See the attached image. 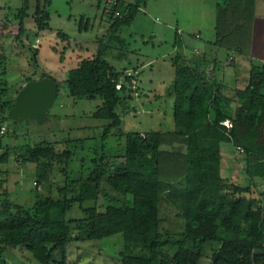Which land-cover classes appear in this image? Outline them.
Masks as SVG:
<instances>
[{
    "label": "trees",
    "instance_id": "obj_1",
    "mask_svg": "<svg viewBox=\"0 0 264 264\" xmlns=\"http://www.w3.org/2000/svg\"><path fill=\"white\" fill-rule=\"evenodd\" d=\"M143 1L117 0L107 16V33L115 34L121 25L129 24ZM48 4L49 0H35L28 14L22 0L11 19L21 27L28 15L36 35L47 27ZM229 4L236 5V1L224 0L223 8ZM222 10L218 7L217 13ZM19 35L16 32L14 37ZM36 51L34 47L33 62ZM212 61L216 70L217 63ZM171 64L173 132L166 142H178L183 148L185 168L178 179H173L175 164L167 178L160 170L158 132H126L120 161L104 163L92 158L85 175L65 178L64 186L57 189L58 197L35 195L30 207H10L6 200L0 201V264H5L3 252L15 246L29 251L38 264H51L54 254L64 264L65 244L70 240L99 239L115 233H120L123 241L118 264H197L200 245L207 241L215 244L210 264H264V191L252 188L253 178H264V75L251 65L246 84L235 93V106L227 109L231 101L223 95L212 68L188 63L178 53L172 56ZM125 70L116 72L98 44L91 57L79 59L62 79L69 96L100 99L91 116L109 121L104 135L119 122L116 109H127L136 91ZM13 98H0V126L11 118ZM224 120L230 126H224ZM221 143L242 148L246 185L223 181L219 172ZM15 149L18 158L35 164V185L44 179L53 161L66 162L71 155L69 149L57 152L47 142ZM2 155L4 159L5 151ZM103 186L109 193L103 192ZM162 194L177 211L178 229L161 227ZM97 199H104L100 209L95 205ZM83 201L92 204L81 206ZM73 203L82 215L65 220L63 214Z\"/></svg>",
    "mask_w": 264,
    "mask_h": 264
},
{
    "label": "rangeland",
    "instance_id": "obj_2",
    "mask_svg": "<svg viewBox=\"0 0 264 264\" xmlns=\"http://www.w3.org/2000/svg\"><path fill=\"white\" fill-rule=\"evenodd\" d=\"M25 1L27 13L30 14L35 0ZM223 1L144 0L129 24L121 25L115 31L116 37H113L107 33L109 20L102 12V4L98 0H49V4L45 6L47 27L36 35L28 15L23 17L21 27L11 19L12 14L22 5V0H0V35H3L0 38V90H4L0 98L14 97L16 90L26 81L36 80L41 76L58 84L55 99L46 110L45 120L36 122L7 118L1 123L5 133L0 135V201L6 200L10 207H30L35 195L58 197L60 193L57 189L64 186L65 178L85 175L92 166V158L101 159L104 163L120 161L123 136L132 131L159 133L160 170L163 169V177L167 178V174H171L172 164H175L179 171L174 169L177 174L173 179H178L185 168L183 148L178 142H166L173 132L170 94L173 79L172 56L178 53L190 63L197 60V56L201 52L205 53V50L209 55L212 53L210 58L217 63L215 73L222 70L227 83L223 95L228 99L233 96L232 88L241 89L246 84L249 67L256 65L254 60L244 56L235 57V65L227 66L222 63L226 54H233L230 49L236 44V40H240L239 47L244 45L245 38L238 36L237 32H247L245 19L249 15V6L229 4L226 9L223 8ZM216 3L223 9L219 15L220 21H217V31L227 33L217 37L213 43L215 38L212 24L218 9ZM228 14L232 17L230 32L227 31L228 28L224 30L222 24ZM1 32H19L20 35L15 38V33ZM207 41H212L213 44L207 46ZM98 44H101L104 58L114 70L120 72L126 69L125 73L131 78L135 65L151 61L150 66L141 69L139 77L134 80L136 83L132 78L131 84L136 86V91L128 102V108L116 109L119 122L111 126L105 135L104 128L109 121L91 116L92 111L100 104V99L71 97L62 82L66 71L76 65L77 59L91 57ZM34 47L37 51L33 62L31 56ZM146 77L151 79V84ZM230 108L232 107L227 109ZM235 141L242 144L240 137H236ZM40 142L50 143L57 152L67 148L71 155L66 162L53 161L47 175L35 185V164L22 161L14 153L17 147L33 146ZM173 148L179 152L176 153ZM219 153V172L223 181L246 185L247 178L242 171V152L235 154L230 144L221 143ZM252 188L264 191V178H253ZM103 192L109 193L106 186H103ZM161 201L159 217L162 229H178L180 218L177 211L168 203L164 194ZM91 204V201H83L81 206ZM95 205L98 209L102 208L104 199H97ZM81 215L78 204L73 203L65 210L63 218L68 220ZM122 245L120 233L99 239L70 240L65 244L64 264H118V252ZM214 248L215 244L210 241L201 244L197 264H210ZM2 258L5 264H38L22 246L7 248ZM53 259L51 264H61L57 255L54 254Z\"/></svg>",
    "mask_w": 264,
    "mask_h": 264
},
{
    "label": "crops",
    "instance_id": "obj_3",
    "mask_svg": "<svg viewBox=\"0 0 264 264\" xmlns=\"http://www.w3.org/2000/svg\"><path fill=\"white\" fill-rule=\"evenodd\" d=\"M237 4L239 6H242V5L245 7L249 6V8H247V12L249 13V15L245 19L247 22V32H243V33L237 32L238 36L242 35L245 38V42H244V45L239 47L240 40H237L236 44L233 45L232 49H230L233 51V54L232 55L226 54L224 61H222V63L227 64V66L235 65V59L234 58L237 56H240V57L244 56L246 59L254 60L256 62L255 67L257 68L258 71H261L262 75H264V0H238V2L236 1V5ZM239 8H241V7H239ZM216 14H217V16H216ZM216 14H214L215 20H214V23L212 24L213 36L215 38L213 43L216 42L217 37L225 36L226 35L225 33H227L226 31H223V29H222L223 32L217 31L218 26H219V25H217V21H220V20H218L219 19V13H216ZM231 18H232L231 15L228 14V17H225L222 20V22H223L222 24L224 25V30L226 28H228L227 29L228 32H230V29H229L230 24L229 23L232 20ZM3 33H5V32H3ZM12 33H16V32H10L9 34H12ZM232 33H235V32H231V34ZM195 34H197L198 37L200 36L199 33H195ZM112 36L116 37V34H112ZM211 43H212V41H207L206 45L209 46ZM197 52H199V49H197ZM205 53L201 52V55L199 57L197 56V58L200 60H198V59L193 60L190 63H194L200 67H204L205 70L212 68V71L214 73L213 75L221 83L222 93H223L224 88L227 87V85H226L227 83H225V81H224L223 72H222V70H220V71L215 73V70L213 67L214 66L213 65L214 60L212 61V59L210 58L212 53H210V55H209V52L206 50H205ZM78 60L79 59H77V61ZM185 61L187 62L186 59H185ZM150 64H151V61H146L145 63H142V64L140 63L139 66L135 65L134 68H132V69H134L133 70L134 75L132 77V78H134L133 81L137 80V76L139 77L138 74H140L142 71L141 69H143L146 66H150ZM149 69L151 70V67ZM219 72H221V73H219ZM227 75H229V74H227ZM233 76H235V73H233ZM247 76H248V74H247ZM146 79L149 81V84H151V82H152L151 79H149V77H146ZM224 85H226V86H224ZM236 91H238V89L232 88V95L233 96H231L229 98V100L231 101L229 103V105L232 108L235 106L234 105L235 104L234 98H235Z\"/></svg>",
    "mask_w": 264,
    "mask_h": 264
},
{
    "label": "water",
    "instance_id": "obj_4",
    "mask_svg": "<svg viewBox=\"0 0 264 264\" xmlns=\"http://www.w3.org/2000/svg\"><path fill=\"white\" fill-rule=\"evenodd\" d=\"M56 92V83L46 76L26 81L14 95L11 118L42 122L46 118L45 110L52 105Z\"/></svg>",
    "mask_w": 264,
    "mask_h": 264
},
{
    "label": "built area",
    "instance_id": "obj_5",
    "mask_svg": "<svg viewBox=\"0 0 264 264\" xmlns=\"http://www.w3.org/2000/svg\"><path fill=\"white\" fill-rule=\"evenodd\" d=\"M102 4V12L109 16V13L112 11L113 6L116 4L117 0H98ZM114 15H118L116 11H114ZM133 83V82H132ZM119 85L117 84L116 87ZM222 124L226 127L230 126V123L228 120L222 121ZM4 131V127L0 126V133ZM235 154H239L242 151V148L238 145L233 147Z\"/></svg>",
    "mask_w": 264,
    "mask_h": 264
}]
</instances>
